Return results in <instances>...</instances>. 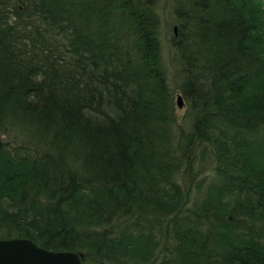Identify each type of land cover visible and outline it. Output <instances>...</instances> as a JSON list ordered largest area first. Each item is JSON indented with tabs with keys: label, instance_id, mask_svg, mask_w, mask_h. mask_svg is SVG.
Masks as SVG:
<instances>
[{
	"label": "trees",
	"instance_id": "1",
	"mask_svg": "<svg viewBox=\"0 0 264 264\" xmlns=\"http://www.w3.org/2000/svg\"><path fill=\"white\" fill-rule=\"evenodd\" d=\"M155 4L0 0V240L264 264V0H170L173 87Z\"/></svg>",
	"mask_w": 264,
	"mask_h": 264
},
{
	"label": "water",
	"instance_id": "2",
	"mask_svg": "<svg viewBox=\"0 0 264 264\" xmlns=\"http://www.w3.org/2000/svg\"><path fill=\"white\" fill-rule=\"evenodd\" d=\"M176 101L181 108V95L176 97ZM82 259V254L48 251L29 239L0 240V264H81Z\"/></svg>",
	"mask_w": 264,
	"mask_h": 264
},
{
	"label": "rangeland",
	"instance_id": "3",
	"mask_svg": "<svg viewBox=\"0 0 264 264\" xmlns=\"http://www.w3.org/2000/svg\"><path fill=\"white\" fill-rule=\"evenodd\" d=\"M156 12L159 15L160 24H159V37H160V44L162 46V57H163V63L166 71V78L168 81H170V87L174 86V83L172 82V68L173 65H171L172 61V49H171V36H172V27L175 25L172 24V10L170 6V0H156L155 4ZM175 71V70H174ZM178 95H181L179 92H176L174 94V113L177 120V123H181L184 115H185V103L182 99V107L178 108L176 97ZM182 97V95H181ZM19 145L21 143H18ZM204 175H206L207 180L210 179V175H208L207 172H204ZM198 178H201L198 177Z\"/></svg>",
	"mask_w": 264,
	"mask_h": 264
},
{
	"label": "bare ground",
	"instance_id": "4",
	"mask_svg": "<svg viewBox=\"0 0 264 264\" xmlns=\"http://www.w3.org/2000/svg\"><path fill=\"white\" fill-rule=\"evenodd\" d=\"M84 258V257H83Z\"/></svg>",
	"mask_w": 264,
	"mask_h": 264
}]
</instances>
